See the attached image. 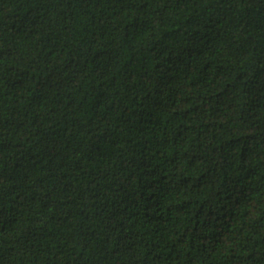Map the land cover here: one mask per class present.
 <instances>
[{
    "label": "trees",
    "instance_id": "obj_1",
    "mask_svg": "<svg viewBox=\"0 0 264 264\" xmlns=\"http://www.w3.org/2000/svg\"><path fill=\"white\" fill-rule=\"evenodd\" d=\"M0 264H264V0H0Z\"/></svg>",
    "mask_w": 264,
    "mask_h": 264
}]
</instances>
